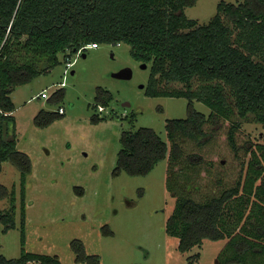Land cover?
Segmentation results:
<instances>
[{
    "label": "trees",
    "instance_id": "1",
    "mask_svg": "<svg viewBox=\"0 0 264 264\" xmlns=\"http://www.w3.org/2000/svg\"><path fill=\"white\" fill-rule=\"evenodd\" d=\"M197 1L0 0V171L5 160L20 170L22 214L32 161L16 147L12 90L51 70L68 50L66 56L84 51L91 42H126L135 59L151 63L147 94L190 99L188 116L172 118L168 124L171 159L179 162L186 156L190 166L180 173L185 182L174 191L178 198L167 231L179 237L181 251L205 238H228L216 264H264V143H255L239 120H231L237 110L240 117L253 113L264 123V0H221L217 13L200 25L185 12ZM40 60H45L44 67L39 66ZM158 79L188 85L197 79L201 88L168 90L158 86ZM64 95L60 88L49 101ZM112 98L110 90H98L97 102L100 99L102 105ZM194 99L210 106V114L196 109ZM62 113L42 109L37 123L49 124ZM179 136L191 140L201 152L186 155ZM222 139L234 159L223 157L216 164L201 149L211 143L220 146ZM122 143L118 168L131 174L150 172L169 149L156 130L147 126L125 131ZM15 209L13 197L10 207L0 209L5 231L16 225ZM72 244L78 260L88 257L80 239ZM32 260L62 264L57 255L26 250L18 258L0 254V264H32Z\"/></svg>",
    "mask_w": 264,
    "mask_h": 264
},
{
    "label": "rangeland",
    "instance_id": "2",
    "mask_svg": "<svg viewBox=\"0 0 264 264\" xmlns=\"http://www.w3.org/2000/svg\"><path fill=\"white\" fill-rule=\"evenodd\" d=\"M220 1L198 0L185 12L199 25L206 24L217 13ZM66 53L60 54L61 62L51 70L16 85L11 92L16 147L30 156L32 171L25 179L22 214L20 170L10 160L2 162L0 209L10 207L13 197L16 225L5 231L0 223V254L18 258L26 250L57 255L62 264H94L96 259L95 264H216L228 238H205L181 251L179 237L166 228L178 198L174 191L181 190L185 182L180 173L190 166L186 156L179 162L171 159L168 124L172 118L188 116L190 99L147 94L151 63L142 67L143 61L132 56L126 42L100 43L72 53L73 64L67 71ZM39 62L44 67L45 60ZM126 66L133 69L131 78L113 75ZM158 80V86L168 90L201 88L197 79L190 85ZM44 88L51 94L64 88L65 95L50 102L37 96ZM100 88L113 93L106 105L100 99L97 102ZM227 93L234 103L228 89ZM60 105L65 108L61 116L46 125L37 123L42 109L58 111ZM193 106L207 115L212 111L201 100L194 99ZM231 120H239L255 143H264V123L253 113L240 117L235 110ZM142 126L153 128L168 143L166 157L146 174L119 170L123 133ZM223 139L220 146L211 143L201 149L216 164L223 157L234 159ZM178 140L186 155L200 151L188 138L179 136ZM75 239L83 242L88 255L84 260L77 258L72 244ZM31 263L41 264L36 260Z\"/></svg>",
    "mask_w": 264,
    "mask_h": 264
},
{
    "label": "built area",
    "instance_id": "3",
    "mask_svg": "<svg viewBox=\"0 0 264 264\" xmlns=\"http://www.w3.org/2000/svg\"><path fill=\"white\" fill-rule=\"evenodd\" d=\"M99 45H100V43H98V42H91V43L87 44L85 47H97ZM82 50L83 49L81 48V49H79L78 52H81ZM65 60H66V63H67V68H66V71H67L69 69V67L73 64V61L71 60V56H66L65 57ZM62 83L64 84V82H62ZM51 95L52 94L48 91V89L47 88H44L40 93H38L37 96L38 97H44V98H50ZM58 110L60 112H64L65 111V108L60 105L59 108H58Z\"/></svg>",
    "mask_w": 264,
    "mask_h": 264
},
{
    "label": "water",
    "instance_id": "4",
    "mask_svg": "<svg viewBox=\"0 0 264 264\" xmlns=\"http://www.w3.org/2000/svg\"><path fill=\"white\" fill-rule=\"evenodd\" d=\"M148 65L147 62H142L141 66L146 68ZM114 76L119 77V78H131L133 76V69L129 66L121 68L119 71H116L113 73ZM144 84H141V87H143Z\"/></svg>",
    "mask_w": 264,
    "mask_h": 264
},
{
    "label": "flooded vegetation",
    "instance_id": "5",
    "mask_svg": "<svg viewBox=\"0 0 264 264\" xmlns=\"http://www.w3.org/2000/svg\"><path fill=\"white\" fill-rule=\"evenodd\" d=\"M118 44V43H117ZM84 55H86L85 53H84Z\"/></svg>",
    "mask_w": 264,
    "mask_h": 264
},
{
    "label": "crops",
    "instance_id": "6",
    "mask_svg": "<svg viewBox=\"0 0 264 264\" xmlns=\"http://www.w3.org/2000/svg\"><path fill=\"white\" fill-rule=\"evenodd\" d=\"M72 71H74V70H72Z\"/></svg>",
    "mask_w": 264,
    "mask_h": 264
}]
</instances>
